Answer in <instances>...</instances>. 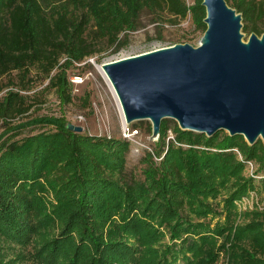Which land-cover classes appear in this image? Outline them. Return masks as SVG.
<instances>
[{"label": "trees", "instance_id": "1", "mask_svg": "<svg viewBox=\"0 0 264 264\" xmlns=\"http://www.w3.org/2000/svg\"><path fill=\"white\" fill-rule=\"evenodd\" d=\"M225 1L240 14V31L247 35L264 32V0ZM190 2L0 0V76L11 71L27 75L34 67L70 101L67 69L99 53L100 44L117 46L120 34L137 29L144 11L171 22L189 15L194 28L204 32L202 0ZM17 95L8 93L4 114L19 111ZM38 122L51 129L0 138V237L23 242L37 232L39 224L50 226L52 232L37 249L43 264H138L139 248L128 243L121 231L131 235L138 226L136 231L140 232L145 222L141 226L140 216L131 215L126 209L129 203L162 226L171 241L180 240L163 250L150 249L155 238L148 235V229L143 230L139 237L148 245L141 256L146 264H176L179 260L192 264L199 256L202 260L197 263L209 264L206 259L214 254V235H204L209 228L199 221L210 211L205 198L214 195L216 183L229 178L224 199L229 211L232 201L255 185L254 179L242 175L243 164L253 161L256 172L264 173L260 139L247 144L242 135H228L223 130L207 136L183 130L175 120L165 118L153 153L158 160L147 153L142 179H131L126 170L130 150L126 138L76 132L57 118H40ZM140 125L151 132L146 120L134 123L131 130ZM216 176L220 177L218 182ZM255 178L263 179L264 175ZM42 190L52 193L49 207L38 195ZM121 206L125 209L117 210ZM114 212L121 213L122 223L106 228ZM247 215L235 230L231 246L235 252L229 264H264V213ZM1 249L2 245L0 264H9Z\"/></svg>", "mask_w": 264, "mask_h": 264}, {"label": "rangeland", "instance_id": "2", "mask_svg": "<svg viewBox=\"0 0 264 264\" xmlns=\"http://www.w3.org/2000/svg\"><path fill=\"white\" fill-rule=\"evenodd\" d=\"M242 41H246L247 34L240 31ZM203 36V32L196 30L189 18L180 21H169L168 19L156 18L152 14L144 11L140 16V25L137 29L120 34L119 43L115 47L106 48L100 44V51L94 56H88L81 62H75L67 69V77L71 82V100L67 101L59 89L48 84V77L36 68H31L27 75L11 71L0 76V138L5 135L17 134L22 137L40 131L50 130L51 127L38 122L41 118H57L62 122L81 126L82 133L95 136H113L126 138L130 142V150L127 154L126 170L131 179H142L141 170L144 168L145 156L152 154L153 160L158 158L153 155L158 148V137L153 139L152 133L148 132L145 125L138 126L137 131H132V125L126 124L122 119V109L115 91L109 82L102 65L105 62L125 58L149 52L151 50L171 46L176 43H189L197 46ZM9 92L17 93V106L19 111L4 114L3 105ZM20 105V106H18ZM172 138V133H168ZM237 160H241L239 153L233 149ZM242 175L255 180V185L244 195V201H232L230 210L224 206V199L230 179L216 183V192L205 199L210 206V211L199 221L207 224L208 233L213 234L212 249L214 254L206 259L209 264H229L230 258L235 252L232 243L235 242V230L244 223L249 212L264 213V178L257 179L255 176L264 175L256 172V165L253 161L250 164L244 163ZM209 177V175H208ZM211 177V176H210ZM258 178V177H257ZM218 182L219 176L215 177ZM41 202L45 207L52 203V193L50 190H42L38 193ZM128 202H122L127 204ZM125 206V205H124ZM124 206L117 207V210L125 209ZM126 209L132 211L131 215L140 216L137 218L141 226L140 232L121 231L129 241L139 248L138 264H146L141 256L148 245L140 241V234L148 229V235L155 238V241L148 246L150 249H164L165 246L178 244L180 240L169 239L162 226L157 225L152 219L142 215L137 205H126ZM119 212H114L106 222V228L112 229L122 223ZM229 228L226 229L228 226ZM223 229L215 233L217 228ZM52 232V228L44 224H39L37 232L23 242H9L0 237V245L4 252V259L9 264H43L37 249L42 241ZM129 238V239H128ZM170 243V244H169ZM120 260L119 257L116 256ZM202 260L199 256L192 264ZM178 261L176 264H181Z\"/></svg>", "mask_w": 264, "mask_h": 264}, {"label": "water", "instance_id": "3", "mask_svg": "<svg viewBox=\"0 0 264 264\" xmlns=\"http://www.w3.org/2000/svg\"><path fill=\"white\" fill-rule=\"evenodd\" d=\"M202 5L206 29L197 46L176 43L102 65L124 121H148L153 139L170 118L183 130H223L264 146V32L244 42L240 14L225 0Z\"/></svg>", "mask_w": 264, "mask_h": 264}, {"label": "built area", "instance_id": "4", "mask_svg": "<svg viewBox=\"0 0 264 264\" xmlns=\"http://www.w3.org/2000/svg\"><path fill=\"white\" fill-rule=\"evenodd\" d=\"M186 1H187L188 5L191 4L190 0H186ZM188 18H189V15H188ZM132 131H137V130H132ZM246 163L250 164V162H246ZM244 200H246V197L243 195L239 199H237V202H239V201L241 202V201H244Z\"/></svg>", "mask_w": 264, "mask_h": 264}, {"label": "bare ground", "instance_id": "5", "mask_svg": "<svg viewBox=\"0 0 264 264\" xmlns=\"http://www.w3.org/2000/svg\"><path fill=\"white\" fill-rule=\"evenodd\" d=\"M123 122H124V117L122 116Z\"/></svg>", "mask_w": 264, "mask_h": 264}]
</instances>
